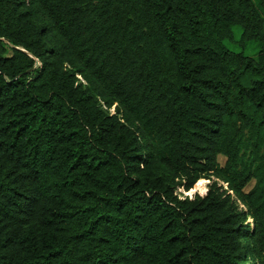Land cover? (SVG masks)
Instances as JSON below:
<instances>
[{
	"label": "trees",
	"instance_id": "obj_1",
	"mask_svg": "<svg viewBox=\"0 0 264 264\" xmlns=\"http://www.w3.org/2000/svg\"><path fill=\"white\" fill-rule=\"evenodd\" d=\"M0 264H264V0H0Z\"/></svg>",
	"mask_w": 264,
	"mask_h": 264
},
{
	"label": "rangeland",
	"instance_id": "obj_2",
	"mask_svg": "<svg viewBox=\"0 0 264 264\" xmlns=\"http://www.w3.org/2000/svg\"><path fill=\"white\" fill-rule=\"evenodd\" d=\"M254 1L257 2V0H254ZM236 35H237V39H239L240 38V31L237 30ZM228 47L233 51H237V52L243 51L237 44H230L229 43ZM245 54L247 56L256 57V52L251 48L247 49L245 51ZM111 113L116 114V107H114L111 110ZM224 162H225V160L220 158V163L222 165L224 164ZM211 185H212L211 181L202 180L195 186V188L191 192L187 193L183 190H180L179 193L181 194L182 198L189 197V198L193 199L196 195L205 196L208 193ZM220 185H222V184L220 183ZM224 187L227 188V186H224ZM247 223H248V225H252L253 224L252 219H248Z\"/></svg>",
	"mask_w": 264,
	"mask_h": 264
}]
</instances>
